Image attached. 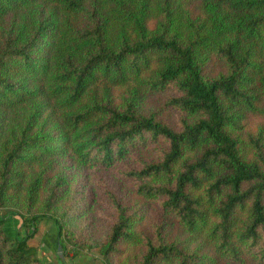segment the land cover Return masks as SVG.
<instances>
[{
  "label": "trees",
  "instance_id": "16d2710c",
  "mask_svg": "<svg viewBox=\"0 0 264 264\" xmlns=\"http://www.w3.org/2000/svg\"><path fill=\"white\" fill-rule=\"evenodd\" d=\"M155 95L176 121L144 107ZM249 115L264 118V0H0V264H47L29 244L43 218L65 254L99 247L105 264H264V126L246 130ZM65 157L124 163L185 237L140 228L141 203L112 190L102 240L77 236L64 176L48 187Z\"/></svg>",
  "mask_w": 264,
  "mask_h": 264
},
{
  "label": "rangeland",
  "instance_id": "374dc122",
  "mask_svg": "<svg viewBox=\"0 0 264 264\" xmlns=\"http://www.w3.org/2000/svg\"><path fill=\"white\" fill-rule=\"evenodd\" d=\"M191 7L195 11L193 1ZM219 65L213 61L209 67L212 72L218 70ZM145 108H155L160 110L161 116L174 122L177 120L176 112L164 105L162 97L157 95L149 96L144 103ZM245 129L257 131L259 127L264 126V118L259 115H249L245 120ZM158 151L152 147L143 149L133 154L129 163L136 164L140 158L148 157L152 159L157 157ZM124 163H120L112 168L100 166L79 167L72 157H65L59 160L58 165L49 177L50 188L55 183L56 177L64 176L65 185L61 191V204L67 208L72 215L70 222L71 228L77 236L88 241L102 240L112 216V209L109 203L108 191L112 190L118 196L130 203L139 202L143 207L144 218L139 224L140 228L148 232L152 230V224L162 223L166 233L170 238L185 237L181 234L180 225L177 220L169 213L160 210L155 201L144 200L134 191L131 181L122 176L119 172ZM7 210L0 208V213L4 214ZM39 231L29 241L31 246L36 247L40 258L45 262L57 261L61 258L58 255V245L55 239L54 231L56 228L50 219L39 220ZM63 251V249H62ZM63 258L67 264H105L99 247L86 248L80 254L76 255L71 247L63 252ZM57 259V260H56ZM116 263L119 258H113ZM252 264V263H250Z\"/></svg>",
  "mask_w": 264,
  "mask_h": 264
},
{
  "label": "crops",
  "instance_id": "0c3cea01",
  "mask_svg": "<svg viewBox=\"0 0 264 264\" xmlns=\"http://www.w3.org/2000/svg\"><path fill=\"white\" fill-rule=\"evenodd\" d=\"M54 234L56 235V231H54ZM55 239H56V237H55ZM46 263L47 264H62L61 260H59V259L57 261H50V260H48V258L46 259Z\"/></svg>",
  "mask_w": 264,
  "mask_h": 264
},
{
  "label": "water",
  "instance_id": "95a60500",
  "mask_svg": "<svg viewBox=\"0 0 264 264\" xmlns=\"http://www.w3.org/2000/svg\"><path fill=\"white\" fill-rule=\"evenodd\" d=\"M58 255H59V257H63V251H62L61 245L58 246Z\"/></svg>",
  "mask_w": 264,
  "mask_h": 264
}]
</instances>
